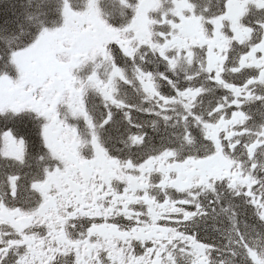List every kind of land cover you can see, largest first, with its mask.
<instances>
[{"label":"snow or ice","instance_id":"obj_1","mask_svg":"<svg viewBox=\"0 0 264 264\" xmlns=\"http://www.w3.org/2000/svg\"><path fill=\"white\" fill-rule=\"evenodd\" d=\"M0 264H264V0H0Z\"/></svg>","mask_w":264,"mask_h":264}]
</instances>
